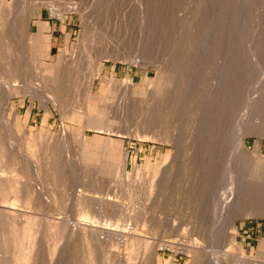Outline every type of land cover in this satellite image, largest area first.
<instances>
[{
  "label": "rangeland",
  "instance_id": "obj_1",
  "mask_svg": "<svg viewBox=\"0 0 264 264\" xmlns=\"http://www.w3.org/2000/svg\"><path fill=\"white\" fill-rule=\"evenodd\" d=\"M0 80V264H264V0H0ZM241 125L252 185L216 246L229 146L212 143ZM17 190L34 218L9 243ZM71 218L138 236L97 248Z\"/></svg>",
  "mask_w": 264,
  "mask_h": 264
},
{
  "label": "bare ground",
  "instance_id": "obj_2",
  "mask_svg": "<svg viewBox=\"0 0 264 264\" xmlns=\"http://www.w3.org/2000/svg\"><path fill=\"white\" fill-rule=\"evenodd\" d=\"M51 7H52L53 12H57V10H56V8L54 6H51ZM70 9L76 10L77 7L76 6H72V7L70 6ZM45 51L42 50V49H40V48L37 49V53L39 54V56H45L46 55V52ZM100 65L101 66H100L99 70H97V71H92V69H91L92 72L89 74V77H90V80H89L90 87L95 86L94 84H95L96 77L97 76H101V74L103 72L104 66L102 64H100ZM45 71H46L47 74H49V77H50V75L52 73H54V69H52L51 67H46L45 68ZM1 82H2V80H0V83ZM127 83H130V82H127ZM19 89H20V85H15L12 90H8L6 88H3L2 89L3 92H4V96H5V102H6L7 105L9 104L11 97L14 94L18 93ZM35 89L36 88H32L31 87V89L29 91V93L32 94V96H34L33 93H35V91H36ZM41 89H43V88H41ZM20 92H21V90H20ZM98 96H99V94H96V95L93 94V95H91L90 98H92V99H98ZM246 129H247L246 126L244 127L243 125H241V127L238 128V130L235 133L233 132L232 135L230 136V138L227 139L228 140V143L227 142L224 143L223 140H221L219 142L213 141V143H212L213 146H215V148H219V149L221 148V151H223V152H225L229 148V153H228V150H227V153L229 155L228 156L229 158H228V160L226 162L227 164H226V167H225V171L223 172V175L225 174V179L227 181V183H226L227 184V187H226V184H224L225 185V188L227 189V191L225 193L223 192L224 193V196H223V198H224V200H223V208H220L219 207L218 210H217V212H215L214 221H213L214 222V224H213V231L211 233L212 237L210 238V241L212 243H214V241L216 239H218L219 244L218 245L216 244V246H219L221 244V242L223 243L224 242V239L226 237H227V240H229V238H230L229 234H230L231 230H235L236 229V227H237L236 220L238 218H240L241 216H243L242 214L244 212V206H243V204H244V202H243V194H244L243 192H244V188L248 187L249 184H250L249 185V188H250V186L252 185V183H248V182L245 181L246 179H248V171L246 169L250 166V160L247 159V157L244 154L246 152V149H247V142H246V135H247V133L245 132ZM1 146H2V143H1ZM202 147H204V146H202ZM205 147L207 149L206 144H205ZM210 148H211V146H210ZM225 148H227V149H225ZM256 150L258 151V146H256ZM212 151H213V149H212ZM212 151L210 150L209 152L211 153ZM223 152H221V154H223ZM204 153L205 152H203V155H205V157H207L206 154H204ZM212 153H214V152H212ZM221 154H220V158L222 159ZM207 155H209V154H207ZM224 155H226V154H224ZM127 156H128V154L125 153L121 158H119V174L120 175L121 174H125V172L127 171V168H126ZM209 159L210 158H208V160ZM204 162H206V161H204ZM210 162L211 161L209 160V163ZM204 164H207V162L206 163H203L202 165L205 166ZM203 166H201V167H203ZM207 166H209V165L207 164ZM221 167H224V166H221ZM205 168H208V167H205ZM206 170H209V168L206 169ZM250 173H251L250 175L253 177L252 178L253 181H261V175H260V173L257 170L252 169V170H250ZM226 181H224V182H226ZM22 194H23V190H17L16 192L13 191L12 192L11 200L7 201V203H9V205L7 206V208H9L11 210H14L17 213H19V214L14 215V214H12V211L11 212H7L8 214H7V217H6V220H7V224L6 225L7 226H10L11 225L14 228V230H15V232H13V236H7L8 234H4V233L2 234L4 237L5 236L8 237L7 238V242H9V243H11L13 240H15L18 237L19 234H23L24 235L25 233H27L28 230H30V228L32 227V221H33V218L34 217L33 216H30V215H27V214H31L30 213L31 211H27V210H25V208H18L17 207V205H18L17 202L19 201V197L22 196ZM1 212L3 213L2 210H1ZM43 217L44 216H42V218ZM91 217L92 218H95L96 217V214H93L92 213ZM1 219H3V218H1V216H0V221H1ZM26 221H27V224L25 225V222ZM67 222L71 226L68 228V226L65 225L64 226L65 231L68 230V229H70V230H72V232L79 231V232H81L83 234H86V235H88L89 241H91V243L94 246H96L97 248H102V249H105V248L107 249L108 246H112L114 244L113 243L114 241H118V245H120V246H126L129 242H131L133 239H135L136 236H138V235H136L134 233L135 230L130 225L127 226L124 231H119L118 234H115V233H113L111 231H109V232L107 231V233H103V231H102L100 233L99 232V228H100L99 226H98L99 227L98 228V227H96V225L86 224L85 221L82 222V220H73L71 218V219L67 220ZM42 227H45V226H42ZM42 229L44 230V228H42ZM4 232H6V231H4ZM7 232L11 234V232H9V230ZM68 235H70L69 236V239H72L73 238V233L68 234ZM233 239H234V237H233ZM1 240H2V237H1ZM216 243H217V240H216ZM193 248H195L196 250H200L203 253V255H206V256L208 255L207 254L208 251L203 250V248H200L199 246H196V247H193ZM61 252H63V251H61ZM221 254H222V252H221ZM221 254L219 255L217 253H213L212 252V254H209L208 255L209 257L207 256L208 258H206V259H208L211 264H223L222 260H225V261L227 260L228 262L231 261L230 257H227L228 255H224L223 254V256H222ZM199 255H201V254H199ZM229 255H230V253H229ZM235 256L237 257L238 255H235ZM235 256L233 257L234 259L236 258ZM63 259H65L64 258V253L60 254L59 260H63ZM236 260H237V258L235 259V261ZM237 261L240 264H250L248 262L249 260H247V261H243V260H240L239 261V260H237ZM6 264H14L13 258L11 256H10V258L8 256Z\"/></svg>",
  "mask_w": 264,
  "mask_h": 264
}]
</instances>
